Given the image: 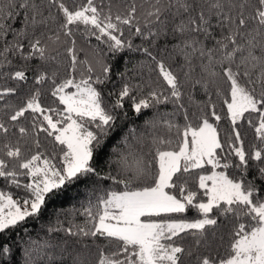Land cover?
Instances as JSON below:
<instances>
[{"label":"snow or ice","instance_id":"6c2138e0","mask_svg":"<svg viewBox=\"0 0 264 264\" xmlns=\"http://www.w3.org/2000/svg\"><path fill=\"white\" fill-rule=\"evenodd\" d=\"M0 181V264H264V0H0Z\"/></svg>","mask_w":264,"mask_h":264},{"label":"trees","instance_id":"16d2710c","mask_svg":"<svg viewBox=\"0 0 264 264\" xmlns=\"http://www.w3.org/2000/svg\"><path fill=\"white\" fill-rule=\"evenodd\" d=\"M139 2V0H138ZM93 43H95V41L93 40ZM136 44H140V40L136 39L135 40ZM141 55L139 53H128L123 59H121L119 61V65L118 67L123 70L125 67H127L128 69L132 70V74L135 75L137 72H139V68H138V61L141 59ZM113 86L112 84L108 85V89L105 90V96H107V91L112 89ZM171 106H167V109L162 108L161 110H170ZM152 115L151 111H146V114L142 117L137 116V114H135L134 112H132L131 110H129V115H128V119L125 120L123 122V131L115 134L112 138V140L110 141L108 147L105 149V155H102L101 157H99L98 163L99 165L103 166L105 163V160L107 158L108 153L111 152V148L112 146L119 140L120 136H122L124 134V131H127L128 127H143V122L145 119H148L150 116ZM134 122V124L132 123ZM126 126V127H125ZM222 131L226 132L228 130V125L227 122H223L221 125ZM253 140V135L251 132L248 133V137H247V141L251 142ZM246 146H248V144L246 143ZM249 179H252V175L250 174ZM3 187V182L0 181V188ZM15 191V190H13ZM87 198V194L83 188V185L78 186L76 188H72L71 190H69L65 195L59 197L58 199H56L55 201L51 202L49 204V211L53 210V209H69L72 208L73 206L79 207L80 203L82 201H84ZM189 215H192V213L190 212ZM83 218L82 217H77L76 218V222L80 223L82 222ZM49 222V216L48 213H45V217L42 220H32L28 223L27 227V232L28 234H30V236L33 239H43L45 237V230L47 227V224ZM22 236H24V239L27 240L29 238L28 235H25L24 232H21ZM13 239L15 240H19V237L17 236H13ZM19 253H17V259H19Z\"/></svg>","mask_w":264,"mask_h":264}]
</instances>
